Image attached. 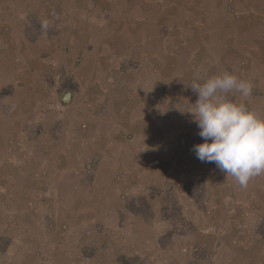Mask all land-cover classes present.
<instances>
[{"label": "rangeland", "instance_id": "obj_1", "mask_svg": "<svg viewBox=\"0 0 264 264\" xmlns=\"http://www.w3.org/2000/svg\"><path fill=\"white\" fill-rule=\"evenodd\" d=\"M259 30L264 34V0H0V262L22 246L11 243L18 239L19 228L5 232L6 216L21 217L28 221L25 227L34 226L24 229L29 236L45 238L39 250L45 259L55 252L74 254L84 239L93 240L92 235L102 233L103 228L91 226L92 210L97 213L103 199H115L92 193L103 187L99 174L111 169L110 162L103 160L108 158L101 143L104 114L109 112L107 118L115 119L130 141L134 135L127 125L135 117L142 142L145 134L140 127L150 108L176 110L185 117L198 99L191 88L194 84L223 72L239 77L240 71L246 74L245 68L249 73L254 70L263 40L255 37ZM16 80L22 95L18 115L17 105L10 102ZM67 92L73 97L64 104ZM130 103L133 117L128 113ZM112 104L120 115H113ZM98 109L100 121L93 113ZM73 110L88 112L79 114L76 124L66 123ZM7 124L18 128L15 144H9L13 142ZM42 130L57 144H38ZM69 131L72 141L66 144ZM183 137L178 139L184 144L192 140ZM140 150L137 145L136 152ZM66 162L68 166L76 163L86 176L87 192L76 198L84 199L88 211V227L82 234L71 233L64 217L66 207L77 206L64 190L69 186L73 190L71 184L78 189L80 182L74 176L60 182L53 177L69 173ZM7 163H12L14 171ZM16 173L19 181L11 175ZM24 177L28 179L22 181ZM35 182L37 187H29ZM8 188L24 194L10 195ZM126 199L128 207L137 204V210L145 214L147 200ZM167 201L174 227L168 242L163 240L165 246L174 236H189L193 230L181 218L177 198ZM53 236L57 240L50 243ZM99 248H85L83 253L94 254ZM192 252L194 259L184 264H211L209 250L195 246Z\"/></svg>", "mask_w": 264, "mask_h": 264}, {"label": "crops", "instance_id": "obj_2", "mask_svg": "<svg viewBox=\"0 0 264 264\" xmlns=\"http://www.w3.org/2000/svg\"><path fill=\"white\" fill-rule=\"evenodd\" d=\"M256 35L257 40L259 38L264 40V34H260V30ZM263 40H260L258 46L261 52L255 54V59H258L255 69L249 73L245 68L246 74L240 71L237 77L252 85L251 95L245 98L239 93H231L233 95L231 100L243 102L261 117H264ZM260 64L263 66L261 67ZM13 84L16 85V91L11 96L10 102L20 109L22 95L18 91L21 88L17 80ZM131 105L132 108L128 113L133 117L135 110L134 105ZM115 106L112 104L111 107L113 115H120V109ZM18 109L14 110L15 115L20 114L19 111L22 110ZM99 110L93 112L94 116L98 117L97 121H100ZM87 112V110H80L79 113L73 110L71 114H67L71 118L66 123L76 124V117ZM108 114L109 112L104 114L105 118L100 122L103 127L101 143L104 144L105 153L108 155L106 156L108 158L103 160L110 162L111 169L99 174L103 187L92 193L97 194L98 197L111 196L115 199L101 200L98 204L99 211L96 213V210H92L91 219L94 217V220L90 222L94 229L103 228V232L92 235L93 240L84 239L80 251L75 250L74 254H67L65 251L55 252L45 259V255L39 251L40 241L45 238L29 236L28 230L24 229L34 226L25 227L28 221L21 217L19 219L17 216H6L5 222L2 221L5 232L8 229L19 228L18 239L16 240L15 237V241L12 240L11 243L22 246L14 254L9 252L5 261L0 264H81L79 262L83 264H184L194 259L192 251L195 246L210 251L211 264H264V174L252 177L247 186L242 187L233 177H226L215 163L201 162L193 151V146L199 144L198 139L202 138L198 135L199 129L193 122L191 114L183 117L176 110L172 112L167 108H159V110L150 108L148 115L144 114L146 117L144 126L140 127L145 134L142 142L139 132L135 129V117L132 118L131 124L127 125V131L133 132L134 135L133 141H130L126 137V132L120 129V125L114 124L116 120L107 118ZM6 128L13 142L9 144L17 143L18 128L8 124ZM64 130L68 129L64 128ZM66 132L64 131V135ZM59 134L61 133L56 132V135ZM48 135L45 130H42L38 144H57V141L50 139ZM73 135L77 136V131L73 132ZM184 135L192 137L189 144H184L182 139L179 141L178 138ZM79 140L84 141V138ZM69 141H72V135L65 143ZM78 143L75 141V144ZM137 145L139 149L141 148L138 152H136ZM11 164L7 163L8 168L14 171V166ZM75 165L76 163L68 166L66 162L65 167L69 173L64 172L60 177H55V174L53 177L60 182L71 181L74 176L73 180L80 182V184L76 183L78 189L71 184L74 187L73 190L70 186L67 192L64 190L67 196L75 198L73 202L77 205L74 206V210L72 205L69 208L66 207L64 217L71 233L78 231L82 234V230L88 227L89 220L86 215L88 211L84 210V199L76 198L82 197L84 191L87 192L85 189L87 184L83 183L86 180L85 174ZM58 168L61 169L60 166ZM11 175L13 179L18 180L17 173ZM25 179L28 178L24 177L21 180L26 181ZM34 180L37 181L36 178ZM37 186L35 182L29 187ZM8 189L10 195L24 194L19 193L16 188ZM37 195L39 193L35 196ZM171 196L177 198L176 208H179L181 218L186 219L193 230L189 236H174L175 238L173 237L165 246L164 242H168V236L174 227L167 215V212L172 209L167 201V198ZM127 197L128 200H134L133 202L138 200L137 198L147 200L145 214L137 210L139 207L137 204L131 208L128 207L127 199L125 201ZM73 202L70 203L74 204ZM5 237L12 239L11 236ZM56 240L57 238L53 236L50 243H55ZM26 244L30 247H24ZM90 247L100 248L94 254L84 255L83 250Z\"/></svg>", "mask_w": 264, "mask_h": 264}, {"label": "clouds", "instance_id": "obj_3", "mask_svg": "<svg viewBox=\"0 0 264 264\" xmlns=\"http://www.w3.org/2000/svg\"><path fill=\"white\" fill-rule=\"evenodd\" d=\"M191 88L198 99L185 112L192 115L204 141L194 145L193 151L201 162L215 163L226 177L246 187L252 177L264 174V117L227 94L235 92L246 98L252 85L223 72Z\"/></svg>", "mask_w": 264, "mask_h": 264}, {"label": "water", "instance_id": "obj_4", "mask_svg": "<svg viewBox=\"0 0 264 264\" xmlns=\"http://www.w3.org/2000/svg\"><path fill=\"white\" fill-rule=\"evenodd\" d=\"M71 98H72V93H71V92H67V93L64 95L62 101H63L64 104H68V103H70ZM184 142H185V141H184Z\"/></svg>", "mask_w": 264, "mask_h": 264}, {"label": "bare ground", "instance_id": "obj_5", "mask_svg": "<svg viewBox=\"0 0 264 264\" xmlns=\"http://www.w3.org/2000/svg\"><path fill=\"white\" fill-rule=\"evenodd\" d=\"M251 10V9H250ZM256 10V9H255ZM30 179V178H29Z\"/></svg>", "mask_w": 264, "mask_h": 264}]
</instances>
